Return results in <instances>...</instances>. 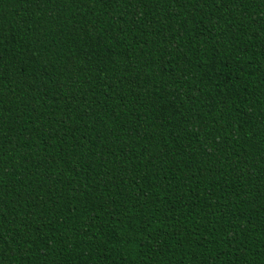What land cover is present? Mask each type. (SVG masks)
<instances>
[{
	"label": "trees",
	"instance_id": "obj_1",
	"mask_svg": "<svg viewBox=\"0 0 264 264\" xmlns=\"http://www.w3.org/2000/svg\"><path fill=\"white\" fill-rule=\"evenodd\" d=\"M0 264H264V0H0Z\"/></svg>",
	"mask_w": 264,
	"mask_h": 264
}]
</instances>
